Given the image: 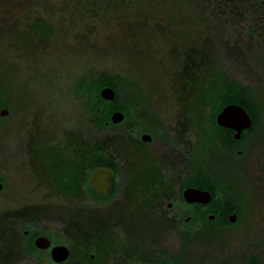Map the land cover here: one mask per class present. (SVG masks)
Masks as SVG:
<instances>
[{"label":"rangeland","instance_id":"1","mask_svg":"<svg viewBox=\"0 0 264 264\" xmlns=\"http://www.w3.org/2000/svg\"><path fill=\"white\" fill-rule=\"evenodd\" d=\"M263 5L264 0H0V98L7 102L0 109V264H23L20 248L8 246L9 222L20 226L33 216L46 230L61 233L75 225V212L91 211L99 223L111 225L127 206L132 209L128 185L108 201L53 190H67L70 142L80 151L98 146L114 162H129L117 147L136 138L135 120L156 119L190 150L198 131L184 123L180 100L196 97L218 74L248 90L257 116L251 145L237 165L227 161L241 215L234 226L189 235L158 225L140 248L167 251L173 264L238 263L247 253L264 261ZM36 19L51 26L48 36H35ZM100 78L117 84L130 121L96 123L81 91ZM191 99L188 106L205 127L210 106ZM155 146L164 147L158 140ZM169 200L160 202L162 208ZM143 232L129 239L114 231L129 245L141 242Z\"/></svg>","mask_w":264,"mask_h":264},{"label":"flooded vegetation","instance_id":"2","mask_svg":"<svg viewBox=\"0 0 264 264\" xmlns=\"http://www.w3.org/2000/svg\"><path fill=\"white\" fill-rule=\"evenodd\" d=\"M262 9L264 10V5ZM190 99L191 97L188 96L180 101L184 110L187 111L184 114V123L193 131H198L192 149L189 150L187 145L183 147L185 140L175 136L177 132L169 135L156 119L149 124L134 119L136 122L134 121L133 130L135 131L133 132L136 138L128 140L129 143L126 146H120L126 155L125 159L129 162L120 160L114 162L103 151L108 165L99 167L108 168L113 173V187L108 194H101L92 187L90 175L95 168L89 175V189L83 185V178L79 179L77 190L74 187H70L69 190L52 188L67 196L76 198L85 196L90 199L108 201L113 197H121L123 191L121 186L128 185L126 190L129 189L127 193H130L132 209L127 206L124 212L117 214V217H114V219L117 218V222L111 225L102 223V225L98 219H94L91 211H86L82 215L75 212L73 214L75 225L63 227L61 233L46 230L40 219L35 220L33 216L26 218L27 220H24L20 226L14 227L9 222L8 246L17 245L18 249L20 248L23 264H173L167 251L157 252L156 249H152L142 252V247H146L149 243L146 242L152 238L151 235L158 225V228L165 225L166 228H173L182 234L234 226V219L241 215V205L235 198L236 194L233 193L234 176L226 171L227 161L228 164L231 161L230 165H237L236 161L251 145L256 125H253V120L250 118L249 127L241 130L238 137H235V130L216 122V115L221 108L214 115V125L219 127V130L210 129L208 126L205 128L203 117L190 110L187 102ZM194 100L196 99H191V101ZM122 122L123 120L119 123L111 122V126L120 125ZM143 135L148 139L143 140ZM157 140L161 146L162 144L164 146L160 151H157L155 146ZM149 143L152 144V148L146 146ZM210 157L213 158L212 161L208 160ZM217 158L219 161L214 160ZM47 184L52 187L50 182ZM187 188L208 192L210 200L206 203L185 201L183 191ZM92 190L97 195H93ZM165 198L170 200L164 209L160 202ZM144 201L148 203V207L143 203ZM168 209L173 210L174 213L169 215L166 212ZM122 218L125 222L121 226L118 223ZM206 221H212L213 224L208 226L205 224ZM13 228H15L14 236L11 234L12 230L14 231ZM115 228L126 234L129 239L143 230L142 243L140 240H133L131 245L125 244L121 239H117L114 233ZM98 235H102L105 240L98 241ZM40 238L47 239L46 247L37 246V240ZM126 245L129 251H126ZM55 246L66 248L67 257L64 260L52 259L51 250ZM242 256L238 263L230 259L223 261L226 264H264L260 257L250 253ZM253 258L260 262H253ZM11 263L12 260L8 262V264Z\"/></svg>","mask_w":264,"mask_h":264},{"label":"trees","instance_id":"3","mask_svg":"<svg viewBox=\"0 0 264 264\" xmlns=\"http://www.w3.org/2000/svg\"><path fill=\"white\" fill-rule=\"evenodd\" d=\"M32 29L34 30L35 36L40 39L48 36L52 32L51 26L46 24V22L42 19H36L32 25ZM104 86H108L113 89L114 98L112 100H105L100 97L99 91ZM81 92L87 95V106L90 109L89 111L91 114L96 116V123L100 127H109L112 125L109 119V115L113 110H119L123 113L124 119L120 124H123L125 121H130L132 119L129 107H127V105L125 106L122 100H120L119 98V93L117 92V84L114 82V80L100 78L98 83H95L91 87L86 88ZM247 93V89H244L241 86H232V84L230 82H227L222 75L218 74L213 76L211 86L209 88L200 90L198 93H196V97L194 95H189L191 98H195L196 100L199 99L200 101H206V103L209 104L210 113L206 122V126L210 127V129L215 128L219 130V127H216V125H214V115L223 107V105L227 103L237 104L241 106L246 111L249 118L253 120V125H256L257 116L254 111L255 109L250 105V98ZM4 106H7V102L2 101V99L0 98V109ZM134 128V124H132L131 129L133 130ZM69 146L72 153V158L69 160L72 169L67 176V178L69 179L67 180V186L65 188L69 190L70 187H74L77 190L79 179L83 178V185L89 189L88 179L90 172L96 167L108 165L105 153L103 152L102 148L98 146L93 147L87 151H80L78 147H73L72 142H70ZM117 149L120 150V146H118ZM92 192L93 195H97L93 190ZM143 203L148 207V203H146V201H144ZM205 224L211 226L213 222L206 221ZM94 237L97 236L94 235ZM98 237V241H102L103 236L98 235ZM104 240L105 239H103V241ZM253 262L256 263L260 261H257L256 258H253ZM218 264L226 263L222 261Z\"/></svg>","mask_w":264,"mask_h":264},{"label":"water","instance_id":"4","mask_svg":"<svg viewBox=\"0 0 264 264\" xmlns=\"http://www.w3.org/2000/svg\"><path fill=\"white\" fill-rule=\"evenodd\" d=\"M99 95L105 100H112L114 98V91L108 86L100 89ZM2 115V112H0ZM123 120V114L120 111H114L110 115L112 123H119ZM216 122L227 128L235 130L238 137L241 130L249 127L251 121L246 111L237 104H227L216 115ZM143 140L148 137L143 135ZM90 183L92 187L101 194H108L113 187V173L110 169L105 167L95 168L90 175ZM183 198L187 202H201L206 203L210 200L209 193L198 190L196 188H187L183 191ZM37 246L46 247L48 241L46 238L37 240ZM51 257L55 261L64 260L67 257V250L64 246H55L51 250Z\"/></svg>","mask_w":264,"mask_h":264}]
</instances>
